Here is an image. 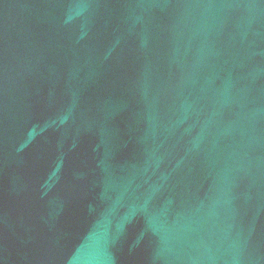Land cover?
Instances as JSON below:
<instances>
[{
	"label": "water",
	"instance_id": "95a60500",
	"mask_svg": "<svg viewBox=\"0 0 264 264\" xmlns=\"http://www.w3.org/2000/svg\"><path fill=\"white\" fill-rule=\"evenodd\" d=\"M0 264H264V0H0Z\"/></svg>",
	"mask_w": 264,
	"mask_h": 264
}]
</instances>
